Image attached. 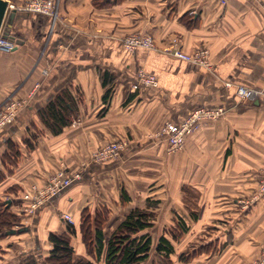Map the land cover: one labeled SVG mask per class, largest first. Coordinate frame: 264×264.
I'll use <instances>...</instances> for the list:
<instances>
[{
  "label": "crops",
  "instance_id": "crops-1",
  "mask_svg": "<svg viewBox=\"0 0 264 264\" xmlns=\"http://www.w3.org/2000/svg\"><path fill=\"white\" fill-rule=\"evenodd\" d=\"M6 1L16 8L10 35L17 47L0 52V112L8 99L27 104L0 132V202L9 200V210L21 217L18 232L0 238V264H19L29 255L45 264L52 247L49 234L69 233L65 213L74 221L75 258L106 264L105 254L97 260L83 243L82 211L107 208V242L127 213L144 208L148 200L159 202L149 230L152 258L165 236L174 246L172 264H223L225 256L208 261L210 252L189 261L179 260V254L227 238L240 221L244 200L264 178V0H227L224 5L119 0L101 9L92 0H59L56 19L19 10L27 0ZM133 31L152 35L159 48L128 51L122 37ZM173 37L186 52L207 47L212 68L167 53ZM140 70L153 75L158 87L140 84ZM238 85L263 93L241 100ZM64 93L78 123L55 135L41 112ZM218 106L225 109L222 117L189 137L182 151L167 154L165 137L157 135L165 123H179L199 107ZM111 141L125 143L120 157L94 163L92 152ZM61 169L69 175L79 172L81 178L33 214L25 213L23 191L32 184L44 186ZM122 190L128 202H122ZM248 208L247 218L264 231V194ZM180 218L188 230L175 239L172 231ZM211 224L230 230H218L215 239L206 232L201 241L200 230ZM237 254L240 259L251 255ZM238 255L230 264H238Z\"/></svg>",
  "mask_w": 264,
  "mask_h": 264
},
{
  "label": "trees",
  "instance_id": "trees-1",
  "mask_svg": "<svg viewBox=\"0 0 264 264\" xmlns=\"http://www.w3.org/2000/svg\"><path fill=\"white\" fill-rule=\"evenodd\" d=\"M116 1L119 0H92V4L95 8L101 9ZM104 99L107 102L106 96ZM73 111L70 97L64 93L48 103L41 112V118L51 132L58 135L70 124ZM8 146L14 150L12 143ZM14 153L17 154L15 150ZM8 158L9 156L5 154L4 159ZM121 200L123 203L130 200L124 190L121 191ZM158 203V201L148 200L144 208H133L111 233L107 242H105L103 224L109 216V211L103 208L91 212L85 208L81 213L80 232L88 253L97 260L105 254L106 264H172L171 255L174 253V246L165 236L159 239L154 249L155 258H152L153 241L149 230L153 227L155 220L152 208L154 210ZM9 209V200L0 202V238L16 229L21 222V217ZM191 214L193 219H197L194 211H191ZM187 230L186 223L180 218L178 226L172 231L174 238L180 237ZM68 231L69 233L49 234L48 240L52 247L45 264H95L93 261L75 258L71 244V235L76 234L73 224L68 223ZM215 246L213 243H207L197 249H186L179 254V260L189 261L198 254L214 251ZM19 264H38V262L34 255H29Z\"/></svg>",
  "mask_w": 264,
  "mask_h": 264
},
{
  "label": "built area",
  "instance_id": "built-area-1",
  "mask_svg": "<svg viewBox=\"0 0 264 264\" xmlns=\"http://www.w3.org/2000/svg\"><path fill=\"white\" fill-rule=\"evenodd\" d=\"M221 5H224L227 0H216ZM59 0H27L24 5L19 7V10L40 13L57 18V6ZM13 7V5H9ZM123 46L130 52L135 51L138 48H144L148 50H156L154 47V39L151 36H144L131 39V42L122 41ZM17 47V42L14 38H5L0 35V51L5 53L12 52ZM173 57L180 60L204 67L206 69L212 68V62L209 60V50L205 47L198 48L194 53H187L179 47L174 48L172 51L167 52ZM138 81L140 84L156 88L158 87L157 79L140 70L138 72ZM226 86L230 87L231 84L227 83ZM236 95L241 100H252L258 97L263 91H258L243 85L236 86ZM27 104L26 100H11L6 104L5 108L0 112V132L13 123L17 114ZM225 113L223 107H199L192 111L190 115L184 118L179 123L167 122L162 130L157 134L160 137H165L167 141V151H177L184 147L186 139L194 131H196L205 119H219ZM125 148L123 141H116L108 143L101 147L93 156L92 161L94 163H104L120 157L122 151ZM81 174L75 172L67 174L64 169L57 171L53 174L44 186H38L37 184L30 185L23 191L22 200L26 203L24 212L33 214L39 207L50 201L57 196L63 190L68 188L74 181L79 180ZM264 194V178L260 181L257 192L252 196L250 201L244 203V208L249 204L256 202ZM63 219L69 223L74 224L73 218L69 213L63 214ZM257 264H264V246L259 255Z\"/></svg>",
  "mask_w": 264,
  "mask_h": 264
},
{
  "label": "rangeland",
  "instance_id": "rangeland-1",
  "mask_svg": "<svg viewBox=\"0 0 264 264\" xmlns=\"http://www.w3.org/2000/svg\"><path fill=\"white\" fill-rule=\"evenodd\" d=\"M216 1V0H215ZM217 2V1H216ZM26 3V2H25ZM218 3V2H217ZM220 4V3H219ZM58 7L56 8L57 10V15H58ZM151 36L153 37L152 35L148 34V33H145L143 31H133L129 34H126L125 36L122 37V41L125 40V41H128V42H131V39H134V38H139L140 36L141 37H144V36ZM154 39V37H153ZM154 47L155 49H158V45L156 43V40L154 39ZM179 47L180 49H182V47L180 46V43H179V40L178 38H172L171 39V42H170V46L165 49V51L167 52H170L172 51L174 48H177ZM207 48V47H205ZM208 49V48H207ZM183 50V49H182ZM209 50V49H208ZM184 51V50H183ZM196 51V50H195ZM195 51L193 52H187V53H194ZM2 52V51H0ZM186 52V51H185ZM5 53V52H3ZM209 60H211V53H210V50H209ZM212 62V61H211ZM11 101L10 99H8V101L5 103V104H8V102ZM70 124H73V125H76L78 123V119L76 117V115L74 113H71V116H70ZM218 119H215V120H212V119H205L203 121V123L200 125V127L194 131L191 135L188 136L191 137L193 135H195L196 133L199 132V130L207 123H212L214 121H217ZM166 124V123H165ZM164 124V125H165ZM163 125V126H164ZM163 126L161 127V129L159 130V132L162 130ZM158 132V133H159ZM157 133V134H158ZM187 138V139H188ZM186 139V140H187ZM113 142H116V141H111V142H108V143H113ZM106 143V144H108ZM186 143V142H185ZM104 144V145H106ZM104 145L98 147L96 150H94L91 154V157L90 159L92 160V156L101 148L103 147ZM185 147V145H184ZM184 147L180 150H177V151H167V154H175L177 152H180L184 149ZM260 183V182H259ZM190 201V200H189ZM246 201H250V198L248 199H245L244 200V203ZM191 202V201H190ZM134 204H140V201L134 203ZM252 204V203H251ZM244 205V204H243ZM250 205V204H249ZM249 205L244 208L242 207L241 205V212H240V221L237 222L235 225H234V228L231 230L232 233L229 234V236L227 238L225 237H221L220 238V244L216 245L215 248H214V251L210 252L209 255H207L208 257V261H210L211 259H213L214 256L216 255H220V256H225L227 257V260H224L223 257V260L221 263L223 264H230L231 261V258H233L235 255H238L237 253L240 251V250H245L249 253H251V255L247 258V259H240L239 255H238V264H257L258 263V257L262 251V247L264 246V231L262 230V228H259L258 224L257 226L255 225V223L253 224V221L249 220L246 216V214L248 213L249 211ZM248 208V209H247ZM156 215V214H155ZM223 223H226L228 224L227 222L225 221H221L220 225L223 224ZM21 225V224H20ZM229 225L228 226H222L221 228L220 227H216L215 225H209L207 226L206 228H202L200 230V227H196L197 229L199 228L201 232L200 235H202L203 239L201 241H204L205 239V236H207V234L205 235L206 232H209L210 235H212V238H216L218 237V230H219V233L223 232V231H227V230H230L229 229ZM15 230H18V229H15ZM158 232L154 231L153 232V236L157 235ZM208 234V235H209ZM194 236L195 234H192V239H194ZM199 236V234H198ZM196 240V239H195ZM198 241H200L198 239ZM224 241V242H223ZM200 243V242H199ZM195 245H198V244H195ZM17 249V247H15ZM259 252V253H258ZM237 257V256H236ZM205 258H203L204 260ZM217 262V261H216ZM216 262L214 264H216ZM197 264L199 262H196Z\"/></svg>",
  "mask_w": 264,
  "mask_h": 264
},
{
  "label": "water",
  "instance_id": "water-1",
  "mask_svg": "<svg viewBox=\"0 0 264 264\" xmlns=\"http://www.w3.org/2000/svg\"><path fill=\"white\" fill-rule=\"evenodd\" d=\"M16 15V8L10 7L8 1L0 0V35L5 38L11 37V26ZM16 230L10 231L15 233Z\"/></svg>",
  "mask_w": 264,
  "mask_h": 264
}]
</instances>
